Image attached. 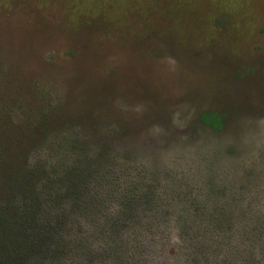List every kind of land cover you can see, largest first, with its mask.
<instances>
[{
	"label": "rangeland",
	"instance_id": "374dc122",
	"mask_svg": "<svg viewBox=\"0 0 264 264\" xmlns=\"http://www.w3.org/2000/svg\"><path fill=\"white\" fill-rule=\"evenodd\" d=\"M36 201L20 264H264V0H0V211Z\"/></svg>",
	"mask_w": 264,
	"mask_h": 264
},
{
	"label": "trees",
	"instance_id": "16d2710c",
	"mask_svg": "<svg viewBox=\"0 0 264 264\" xmlns=\"http://www.w3.org/2000/svg\"><path fill=\"white\" fill-rule=\"evenodd\" d=\"M201 121L211 126L213 129L218 130L222 125L223 116L215 112H204L200 115ZM64 182H66L64 180ZM75 185L73 182L67 184V193L70 194L72 187ZM37 206V201L33 205H27L23 209L21 214L18 216L15 223L8 217L6 211H0V264H9L16 260L17 264H20L21 259L15 257L14 254L20 251V246L25 247L27 241H24L19 237L18 231L23 229L27 222H31L35 215V210ZM13 257H10V256Z\"/></svg>",
	"mask_w": 264,
	"mask_h": 264
}]
</instances>
